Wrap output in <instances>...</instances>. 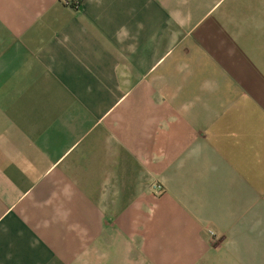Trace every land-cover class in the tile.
<instances>
[{
    "label": "crops",
    "instance_id": "0c3cea01",
    "mask_svg": "<svg viewBox=\"0 0 264 264\" xmlns=\"http://www.w3.org/2000/svg\"><path fill=\"white\" fill-rule=\"evenodd\" d=\"M0 264H264V0H0Z\"/></svg>",
    "mask_w": 264,
    "mask_h": 264
},
{
    "label": "built area",
    "instance_id": "2783aa9c",
    "mask_svg": "<svg viewBox=\"0 0 264 264\" xmlns=\"http://www.w3.org/2000/svg\"><path fill=\"white\" fill-rule=\"evenodd\" d=\"M154 190H155V192L158 194V195H161V194H163V188H162V186H160V185H155L154 186ZM213 235V234H212Z\"/></svg>",
    "mask_w": 264,
    "mask_h": 264
},
{
    "label": "rangeland",
    "instance_id": "374dc122",
    "mask_svg": "<svg viewBox=\"0 0 264 264\" xmlns=\"http://www.w3.org/2000/svg\"><path fill=\"white\" fill-rule=\"evenodd\" d=\"M154 186H155V185H154ZM154 186H153V192H155V190H154ZM154 194H157V193L155 192Z\"/></svg>",
    "mask_w": 264,
    "mask_h": 264
}]
</instances>
